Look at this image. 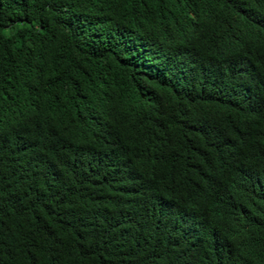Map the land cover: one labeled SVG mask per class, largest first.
Instances as JSON below:
<instances>
[{
	"label": "trees",
	"instance_id": "trees-1",
	"mask_svg": "<svg viewBox=\"0 0 264 264\" xmlns=\"http://www.w3.org/2000/svg\"><path fill=\"white\" fill-rule=\"evenodd\" d=\"M0 264H264V0H0Z\"/></svg>",
	"mask_w": 264,
	"mask_h": 264
},
{
	"label": "clouds",
	"instance_id": "clouds-1",
	"mask_svg": "<svg viewBox=\"0 0 264 264\" xmlns=\"http://www.w3.org/2000/svg\"><path fill=\"white\" fill-rule=\"evenodd\" d=\"M166 55H171L166 54ZM191 60H190V55L188 53L184 52H179L178 55H176V58L172 60L171 62L168 63V70L173 68L176 71H184V69L188 68L190 66Z\"/></svg>",
	"mask_w": 264,
	"mask_h": 264
}]
</instances>
